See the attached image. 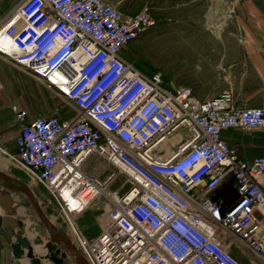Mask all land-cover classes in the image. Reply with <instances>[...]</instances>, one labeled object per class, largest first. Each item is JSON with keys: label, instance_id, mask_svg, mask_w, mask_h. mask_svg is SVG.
<instances>
[{"label": "built area", "instance_id": "obj_1", "mask_svg": "<svg viewBox=\"0 0 264 264\" xmlns=\"http://www.w3.org/2000/svg\"><path fill=\"white\" fill-rule=\"evenodd\" d=\"M155 25L150 7L123 14L105 0H22L5 15L0 55L80 111L16 109L12 158L65 213L89 264L264 263V153L243 159L223 136L264 128V107L236 106L229 92L202 99L142 71L122 50ZM91 154L116 171L87 172ZM118 173L129 183L122 195L108 189ZM102 198L100 232L77 234V216Z\"/></svg>", "mask_w": 264, "mask_h": 264}, {"label": "rangeland", "instance_id": "obj_2", "mask_svg": "<svg viewBox=\"0 0 264 264\" xmlns=\"http://www.w3.org/2000/svg\"><path fill=\"white\" fill-rule=\"evenodd\" d=\"M21 1L0 0V24L5 15L11 13ZM141 3L142 8H151L156 25L142 32L123 48L126 58L145 73H160L162 82L169 87L188 85L195 91L200 89L216 96L229 92L233 94L235 105L240 103V106H244L242 98L245 93L236 92V89L237 86L245 85L233 81L244 79L246 68L234 67L231 72L230 63L250 62L244 59L228 61L220 66L205 59L204 45L206 39H214L218 33L222 34V39L234 34L239 52L245 51L247 39L262 38L249 34L252 30L264 29V0H142ZM128 8L125 5L119 9L123 14H134ZM0 63H5L3 66L0 64V146L3 150L0 152V167L6 174L28 184L37 193L38 197H35L47 217L70 227L66 215L49 192L40 183L35 186L30 176L12 158L15 155L14 136L19 127L15 110L25 109L29 116L57 114L67 119L76 117L80 111L32 72L15 65L2 55ZM172 144L169 140L165 142L167 149ZM84 169L101 178L116 171L96 154L88 157ZM225 185L223 181L216 192H221ZM128 188L126 177L119 173L108 186L115 195H122ZM15 194L21 206L35 213L39 221L29 198L17 191ZM106 201L102 198L93 202L77 216L74 226L78 233L89 238L100 232ZM235 248V254L238 255L240 250L243 253L240 261L247 262L248 249L239 246Z\"/></svg>", "mask_w": 264, "mask_h": 264}, {"label": "crops", "instance_id": "obj_3", "mask_svg": "<svg viewBox=\"0 0 264 264\" xmlns=\"http://www.w3.org/2000/svg\"><path fill=\"white\" fill-rule=\"evenodd\" d=\"M105 1L116 6L120 12L121 10L119 8H124L125 5L126 7H129L128 10H130V12H134V13L142 9L141 7L142 0H105ZM217 35L219 38L216 37L214 39H206L204 45L205 59L209 61L211 60L213 63H218L220 66H222L225 62L228 61L231 62V61H238L244 59L250 62V63H230L231 72L232 70H234V67L245 66L246 68V77L241 81L239 80L233 81V82H237L238 84L245 85L244 87L237 86L236 92L243 91L245 93L244 97L242 98L244 106H240L239 105L240 103L238 105L239 107H264V29L252 30L249 35L261 36L262 38L247 39L245 43L246 50L241 52H239V44L236 38L234 37L235 36L234 34L230 35V38H225V39L221 38L222 36L221 33H218ZM3 42L6 43L5 38H3ZM122 52L124 51L122 50ZM0 64L3 66L5 63H0ZM195 93L199 98L202 99H211L216 97V95H210L205 91H201L200 89L195 91ZM17 132L18 130L16 131V134ZM180 135L186 137L188 133L186 131H181ZM223 136L229 144L237 147L239 155L243 157V159L250 160L253 156L264 153V128H257L253 130H240V129L228 130L223 133ZM173 137L177 138L176 141L175 139H173V141H175L174 143H176L179 140V135L177 134L174 135ZM173 144L171 146H173ZM171 146H168V149L164 148L165 152H168ZM1 151L3 150L0 146V152ZM0 171L4 172L1 167H0ZM14 180L16 182L19 181L17 179ZM33 183L35 186H38L39 184L37 182H33ZM1 185L2 182L0 186ZM15 192L16 191H13V196L15 200L18 201ZM33 194L34 196L36 195V197H38L36 192H33ZM39 194L41 195V193ZM18 212L19 214L26 216L25 233L26 236L32 240L33 237L36 235V232L33 230L28 231L27 226L30 223H37L39 221L36 219L35 213H33L30 209H28L25 206H21ZM0 214H2L1 210H0ZM47 218L54 224V226L58 231L68 235L72 240L73 244L76 247H78L77 237L74 234L73 229L69 225V223L68 225L70 227H68L65 222H64L65 223L64 226L63 223L61 224V222H56L55 219L53 220V218H50L49 216ZM75 231L77 234L82 235L78 233L76 228ZM47 239H48L47 235L43 236L44 243L47 241ZM13 242H14V238L8 234L7 230L4 228H0V264H31V260L27 258L25 255H23L20 258H15L13 256L11 249V245ZM33 247H34L35 256L41 258V256L45 252L44 244L34 245ZM240 251L238 252L239 258L243 257V253H240ZM253 256L255 258H258L256 255ZM41 262L42 264H53L49 259H45V258H41ZM62 264H73L72 257L68 255L67 258L64 259Z\"/></svg>", "mask_w": 264, "mask_h": 264}, {"label": "water", "instance_id": "obj_4", "mask_svg": "<svg viewBox=\"0 0 264 264\" xmlns=\"http://www.w3.org/2000/svg\"><path fill=\"white\" fill-rule=\"evenodd\" d=\"M0 228L7 230L8 234L14 238L11 245L12 254L15 258L25 255L31 260V264H42L41 258L49 259L53 264H62L68 255L72 257L73 264H89L83 257L80 250L73 244L70 237L58 231L54 224L45 216L41 210L37 199L29 186L23 182H16L11 176L0 171ZM13 191L25 194L36 213L39 222L30 223L28 231H35L33 239L26 236L25 219L26 216L19 214L21 204L15 200ZM48 237L44 243L43 236ZM44 244L45 252L40 257L34 254V245Z\"/></svg>", "mask_w": 264, "mask_h": 264}, {"label": "bare ground", "instance_id": "obj_5", "mask_svg": "<svg viewBox=\"0 0 264 264\" xmlns=\"http://www.w3.org/2000/svg\"><path fill=\"white\" fill-rule=\"evenodd\" d=\"M2 42H3V38H2V40H1ZM5 41H6V43H5V45H9V41H8V39L7 38H5ZM4 43V42H3ZM173 139H175V141L177 140V138L176 137H171L170 139H169V141L171 142V143H174L175 141H172ZM168 141V140H167ZM162 146L164 147L165 146V144L163 143L162 144ZM165 148L167 149V147L165 146Z\"/></svg>", "mask_w": 264, "mask_h": 264}]
</instances>
